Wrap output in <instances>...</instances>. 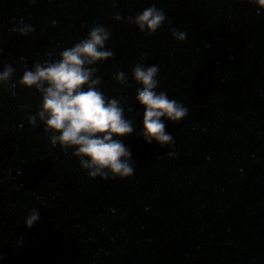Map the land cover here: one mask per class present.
<instances>
[{
    "label": "water",
    "instance_id": "water-1",
    "mask_svg": "<svg viewBox=\"0 0 264 264\" xmlns=\"http://www.w3.org/2000/svg\"><path fill=\"white\" fill-rule=\"evenodd\" d=\"M153 4L166 20L149 35L128 18ZM96 25L111 33L114 57L91 67L98 90L133 121V134L114 139L131 150L134 174L90 178L74 148L51 145L37 115L42 94L0 86V264H264V9L249 0H0V72L11 65L16 83ZM23 26L34 31H13ZM137 63L157 65L156 91L188 109L179 123L163 120L174 147L141 136ZM33 209L41 219L29 229Z\"/></svg>",
    "mask_w": 264,
    "mask_h": 264
},
{
    "label": "clouds",
    "instance_id": "clouds-1",
    "mask_svg": "<svg viewBox=\"0 0 264 264\" xmlns=\"http://www.w3.org/2000/svg\"><path fill=\"white\" fill-rule=\"evenodd\" d=\"M249 2L264 9V0ZM115 19L119 21L122 17L117 14ZM165 20L164 11L154 4L135 18H128L129 23H134L141 32L149 35L155 34ZM13 31L27 36L34 29L23 26ZM172 35L179 41L187 38L186 33L176 29H172ZM110 38L111 33L105 27L96 25L85 39L60 52V59L36 63L32 69L25 67L22 78L16 83H11L15 71L11 65H6L3 72H0V86L14 89L19 84L30 89L34 87L42 94L37 115L45 125V132L52 133L51 145L55 147L59 144L65 152L74 148L73 155L79 158L81 166L92 179H123L134 174L131 150L122 139H114L133 134V121L125 118L119 100L106 99L98 90L101 79L96 76L97 69L91 67L114 57V53L106 49V42ZM158 74L157 65L137 63L132 69L134 80L142 85L136 90V99L145 107L141 136L149 144L156 141L161 147H174L175 141L166 132L163 120L179 123L189 112L182 103L170 100L166 92L156 91L159 87ZM115 79L122 85L127 83L123 72L116 73ZM28 119L34 127L37 125V116H29ZM169 155L174 156L175 153L170 152ZM40 219V213L31 210L26 217L27 228L31 229Z\"/></svg>",
    "mask_w": 264,
    "mask_h": 264
}]
</instances>
